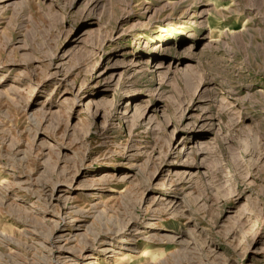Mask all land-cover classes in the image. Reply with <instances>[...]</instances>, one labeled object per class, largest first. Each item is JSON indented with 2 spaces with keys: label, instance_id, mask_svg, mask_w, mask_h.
I'll return each mask as SVG.
<instances>
[{
  "label": "rangeland",
  "instance_id": "obj_1",
  "mask_svg": "<svg viewBox=\"0 0 264 264\" xmlns=\"http://www.w3.org/2000/svg\"><path fill=\"white\" fill-rule=\"evenodd\" d=\"M96 259L264 264V0H0V264Z\"/></svg>",
  "mask_w": 264,
  "mask_h": 264
},
{
  "label": "bare ground",
  "instance_id": "obj_2",
  "mask_svg": "<svg viewBox=\"0 0 264 264\" xmlns=\"http://www.w3.org/2000/svg\"><path fill=\"white\" fill-rule=\"evenodd\" d=\"M189 36V39H191V38H194L195 37V33H190V35H188ZM152 50H153V48H152ZM14 86V85H13ZM12 87V86H11ZM15 87V86H14ZM13 88V87H12ZM198 143H199V145L197 146V148L199 149V147L200 146H202V145H204L205 144V141H203V140H199L198 141ZM152 224V223H151ZM154 224V223H153ZM158 227V226H157ZM58 249H60V247H58ZM123 255V254H122ZM124 259V257L123 258H117V261H122ZM66 261V260H65ZM64 264V263H63ZM95 264H100V262L98 261V259H96L95 260Z\"/></svg>",
  "mask_w": 264,
  "mask_h": 264
}]
</instances>
